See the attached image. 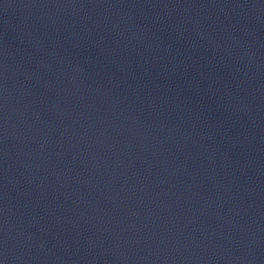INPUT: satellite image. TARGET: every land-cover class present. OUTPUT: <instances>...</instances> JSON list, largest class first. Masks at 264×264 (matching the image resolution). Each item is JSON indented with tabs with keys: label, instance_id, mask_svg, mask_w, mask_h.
I'll return each mask as SVG.
<instances>
[{
	"label": "water",
	"instance_id": "1",
	"mask_svg": "<svg viewBox=\"0 0 264 264\" xmlns=\"http://www.w3.org/2000/svg\"><path fill=\"white\" fill-rule=\"evenodd\" d=\"M0 264H264V0H0Z\"/></svg>",
	"mask_w": 264,
	"mask_h": 264
}]
</instances>
